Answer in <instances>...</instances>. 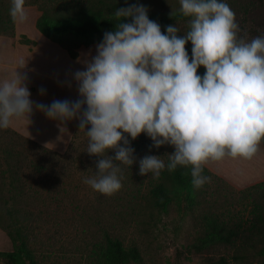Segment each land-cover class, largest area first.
I'll return each instance as SVG.
<instances>
[{
  "label": "clouds",
  "instance_id": "obj_1",
  "mask_svg": "<svg viewBox=\"0 0 264 264\" xmlns=\"http://www.w3.org/2000/svg\"><path fill=\"white\" fill-rule=\"evenodd\" d=\"M180 5L182 15L191 18L183 36L173 26L163 34L143 5L118 8L113 14L115 32L104 34L97 54L84 62L86 70L75 73L81 99L36 104L49 119L60 122L61 131L65 122L79 119L89 141L86 151L103 157L96 174L84 183L105 196L123 187L120 165L136 162L123 133L133 140L146 133L157 149L175 148L167 165L156 155L140 159L141 176L159 179L166 167L170 172L177 166L190 167L197 189L211 182L203 175L210 162L250 160L260 151L264 34L250 40L241 35L235 13L223 0H180ZM10 16L15 23L27 22L25 0H12ZM201 66L206 68L203 76L197 74ZM26 81V74L17 70L0 79V129H8L14 119L31 122L34 102ZM109 150H115L114 158Z\"/></svg>",
  "mask_w": 264,
  "mask_h": 264
},
{
  "label": "trees",
  "instance_id": "obj_2",
  "mask_svg": "<svg viewBox=\"0 0 264 264\" xmlns=\"http://www.w3.org/2000/svg\"><path fill=\"white\" fill-rule=\"evenodd\" d=\"M127 1L43 0L40 4L38 0H32L25 6H37L41 13L36 21L37 29L75 59L80 48L98 45L106 32H115L117 21L113 14L118 8H125ZM11 6L12 0H0V35L8 37H14L16 32V23L10 16ZM148 16L161 26L165 35L167 26H172L176 20L184 21L188 29L191 19L181 12L176 15L148 13ZM124 22H131V18H125ZM23 42L32 43L27 39ZM123 135L135 150L136 162L131 167L120 165L122 189L108 197L86 184L87 195L80 205L82 201L77 196L84 185L77 179V171L79 173L81 169V175L86 178L93 177L96 164L103 157L86 151L89 141L86 131H80L79 123L63 153L27 139L10 127L0 129V229L13 244L12 251H0V264H49V252L47 249L43 252V244L37 241L41 235L38 230L47 219L57 227L68 225L72 217L66 219L65 212L76 205L81 211L79 218L89 217L94 228L84 229V232L91 229V238L86 242L87 264H143L139 244H127L116 232L118 225L134 223L150 228L174 206L182 210L184 205L191 209L203 204L199 199L200 188L193 186L190 167L177 166L171 172L166 167L159 179L153 178L152 174H139L140 159L156 155L167 165L168 154L175 151L173 146L157 149L146 133H141L135 140L126 133ZM77 139L81 140V149L74 157L72 144ZM108 155L114 158L115 150H109ZM203 175L223 181L206 167ZM238 194L252 206L251 224L245 228L228 227L226 220L210 210L202 218L203 231L196 240L200 244L240 243L236 259H244L252 252L264 255V181L240 190ZM60 217L62 223L58 220Z\"/></svg>",
  "mask_w": 264,
  "mask_h": 264
},
{
  "label": "rangeland",
  "instance_id": "obj_3",
  "mask_svg": "<svg viewBox=\"0 0 264 264\" xmlns=\"http://www.w3.org/2000/svg\"><path fill=\"white\" fill-rule=\"evenodd\" d=\"M30 2L32 0H25V3ZM38 2L41 4L43 0H38ZM223 2L227 3L235 13L241 29V35L246 34L250 40L253 37L264 34V0H223ZM132 5H143L148 9V13L162 15H176L180 12L181 7L180 0H128L125 8ZM25 7L29 18L25 23L15 24V27L17 25V31L21 38L37 37L36 34L39 33V30L36 27V21L41 13L37 6ZM172 26L181 29L180 33H178L180 36H183L184 32L188 30L186 23L181 20H176ZM31 42L35 44L34 41ZM42 47L43 68L48 69L49 75H58L69 80L67 84H58L43 78V84L45 85L43 86V99L49 105L54 100L75 102L81 99L78 91L79 86L75 80V73L84 71L86 68H73L66 64L62 58H59V50L62 48L54 45L44 36L43 44L40 43V48L36 51L35 56L41 55L40 50ZM192 47L189 41L186 44V51L190 60L192 58ZM82 48L97 49V45ZM20 50L23 49L18 50L19 58L22 57ZM50 58H52V61L47 65ZM205 73L206 68L201 66L197 74L203 76ZM84 107L86 109L87 106L85 105ZM59 123V121L54 120L48 127H59ZM77 123H79V119H73L65 122L64 125L71 130ZM263 141H261L260 151L250 160L225 158L222 161L210 162L215 167L224 170L231 177V181L233 179L240 184H232L231 181L219 175L223 181L210 177L211 182L205 183L200 188L201 196L199 199L203 200V204L200 207L194 206L189 209L184 205L183 209L180 210V208L174 206L170 213L162 216L157 225L153 227L149 228L146 225L135 226L134 223L120 224L116 230L117 234L127 244L133 242L139 244L143 253V264H264V255L255 254V252L248 253V257L244 259H236V254L241 247L240 243L223 244L209 242L200 244L199 240H196L198 234L203 231L202 218L210 210L226 220L228 227L238 225L245 228L251 224L252 217L250 213L252 206L247 200L240 198L238 191L264 181ZM72 145L73 149H75V153L72 155L76 157L81 149V140L77 139ZM163 148L166 147L163 146ZM81 172V169L79 170L80 174L77 171V179H81V183L84 185V188H80L77 196L82 201L80 205L85 201L84 196L87 195L88 190L84 183L86 177L81 175ZM74 181L77 182V180ZM77 208L78 205L69 208L71 210L65 212L66 219L72 217L66 226L57 227L56 224L50 223L48 219L43 220V228L40 227L41 229L38 230L41 235L37 238V241L40 242V245L43 244V252L46 249L49 252V264L88 263L86 242L91 238V229L89 232H84V229L93 227L89 222V217L79 218L81 211L77 210ZM58 220L62 223L61 217ZM12 250L13 244L10 238L0 229V251L8 252Z\"/></svg>",
  "mask_w": 264,
  "mask_h": 264
},
{
  "label": "crops",
  "instance_id": "obj_4",
  "mask_svg": "<svg viewBox=\"0 0 264 264\" xmlns=\"http://www.w3.org/2000/svg\"><path fill=\"white\" fill-rule=\"evenodd\" d=\"M17 25L14 37L0 35V79L9 78L16 70L21 74H26V83L31 93L30 99L34 102V106L33 113L30 117L31 122L24 119H14L10 128L27 139H30L44 147L57 152H64L67 150L71 142L78 123L74 125L71 130L66 125H64L65 128L63 131H61L60 127H48V125L54 122V120L49 119L44 112L38 110L36 108V104L49 105L47 101L43 99V94L41 93V89L45 86L43 84V78L48 79L52 83L58 84H67L69 80L66 77L62 78L58 75H49L48 69L45 67L43 68V47L40 50L41 55L35 56L36 51L40 48V43L43 44L44 35L39 31L40 34L37 33V37L21 38L17 31ZM23 39L34 41L35 44L23 42ZM54 45L59 47V45L55 43ZM19 49H23L20 50L22 54L21 58L18 57ZM59 51V58H62L66 64L72 66L73 68H86L84 62L97 54L96 48H80L78 50V57L73 59L65 50L61 49ZM51 61L52 58H50L47 62V65ZM22 64L26 65V67L19 68ZM205 167L220 177H224L228 181H231V177L227 175L224 170H221V168H217L211 163ZM231 183L235 185L240 184L236 183L233 179Z\"/></svg>",
  "mask_w": 264,
  "mask_h": 264
}]
</instances>
